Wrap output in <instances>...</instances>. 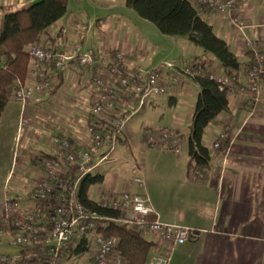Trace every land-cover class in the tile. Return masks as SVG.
Masks as SVG:
<instances>
[{"label": "crops", "instance_id": "crops-1", "mask_svg": "<svg viewBox=\"0 0 264 264\" xmlns=\"http://www.w3.org/2000/svg\"><path fill=\"white\" fill-rule=\"evenodd\" d=\"M190 1L196 5L197 0ZM236 1V7L230 14L218 12L203 4L197 7L201 10L204 20L213 27L219 37L226 40L233 52L243 61L246 60L248 52L245 48L246 38L256 42L264 54V0ZM36 2L37 0H0V28L5 11L28 8ZM74 2L73 5L68 0V12L63 17L65 19L49 28V30L55 28L51 30L55 37L52 39L53 46H56V37H63L62 49L69 48L75 43L77 38L75 34L63 36V29L70 19V16L68 18L66 16L83 13L84 15L79 17L90 21L92 26L91 31L81 40L82 49L93 47L96 51L120 50L130 61L129 64H132L129 67L132 71L137 68L147 70L156 67L153 47L141 35L144 31L137 30L138 22L133 16L131 23L129 11L132 10L126 6V0H74ZM138 24L141 25V22ZM99 35L101 38L98 39ZM182 41L185 54L190 52L191 56L182 67L176 66L181 71L201 53L199 48L187 39ZM96 59H100L99 53ZM69 64L76 66L73 61ZM211 65L222 74L220 65L213 59ZM183 75L192 79L191 76L186 74L181 76ZM75 77L73 69L66 71L62 84L65 85L68 78ZM182 86L183 83L171 89L169 99L171 106L178 105L180 95L194 97V92H187ZM68 89L67 93L73 100V109L66 112L67 115L65 111L54 109L55 94L50 93L37 104V108L47 111L41 112L43 121L39 126L31 117L22 118L21 109L18 115L12 114L6 118L8 120L6 122L4 115L8 105L6 106L0 119V132L13 128L12 145L15 147L10 164L6 162L2 167L0 159V201L4 197L5 186L12 171H14L11 177L12 184L13 182L19 184L17 187L13 186L10 194L18 192L19 186L29 182L34 178V174L39 173L35 170L39 164L36 156L51 153L52 136L64 134L74 142V139L85 131V124L89 120L90 91L75 85ZM12 101L14 100L10 102ZM158 101L151 100L146 105L150 103L157 107ZM229 101L230 112L221 115L208 127L210 144H207L205 136V142L210 147L211 142L221 132L226 133L229 138L228 147L225 152L210 147L212 164L204 173L198 176L188 170L187 144L180 145L178 152L167 148H149L142 167L132 165L125 168L123 178L114 181H109L104 176L101 184L90 188V198L93 200L97 199L99 193L108 190L131 189L133 192L144 193L160 221L205 231L197 239L175 246L170 264H264V76L260 80L258 93L253 98L250 94L246 96L236 94L229 95ZM194 106L195 104L189 105L192 111L190 119L185 123H177L176 130L184 134L179 143L187 140ZM61 112L71 120L70 125L66 126V119L62 117ZM38 121L41 124V120ZM44 126L51 127L52 133ZM147 127L160 128L154 124L146 125L145 128ZM1 140L0 137V147ZM119 142L129 145L128 140L123 141L122 138ZM181 153H184L186 158L179 156ZM147 158L151 159L150 163ZM136 168L144 180L143 188L133 181ZM92 172L93 170L89 173ZM155 244L151 258L159 249L156 241Z\"/></svg>", "mask_w": 264, "mask_h": 264}, {"label": "built area", "instance_id": "built-area-1", "mask_svg": "<svg viewBox=\"0 0 264 264\" xmlns=\"http://www.w3.org/2000/svg\"><path fill=\"white\" fill-rule=\"evenodd\" d=\"M236 0H197L222 13H232ZM91 22L74 15L63 29V36L75 34L76 41L69 48L62 49L63 37L55 39L48 29L39 43L31 44L27 53L31 58L29 76L13 93V100L21 106L22 118L36 119L37 104L42 98L54 93V102L67 100L63 92L72 85L88 89L89 116L99 123L92 125L89 120L85 131L72 143L67 135L52 136L50 158L44 154L36 156L38 165L34 178L20 184L18 192H10L19 183L12 184L11 177L5 186L4 197L0 201V244L20 248L16 256L0 254V264H68L72 255L79 259L89 255L86 264H128L118 252L119 240L106 237L102 229L107 225V217L99 216L84 208L78 198V186L87 173L98 167L115 151L120 134L127 121L148 101H157L163 95H170L171 89L181 86V75L193 77L189 65L178 70L173 63L152 69H130L128 58L120 50L96 51L93 47L82 49L81 40L91 31ZM101 38V36H97ZM53 39V40H52ZM245 48L254 51V59L247 73L240 72L239 78L220 74L208 61L210 77L216 79L221 88H227L229 95L250 92L257 94L260 80L264 76V54L258 44L245 39ZM99 53V58L96 55ZM75 62L71 66L69 62ZM74 70L76 81L62 84V74ZM64 78V77H63ZM66 80V77H65ZM34 114V115H33ZM42 120L41 115H38ZM143 144L147 148H167L178 152L179 139L184 136L174 128H143ZM229 138L221 132L211 142L213 149L220 148V142ZM34 170V171H35ZM81 174L73 182L74 176ZM133 181L140 188L144 180L136 168ZM97 201L101 206L120 211V220L127 228L158 244V250L150 264H170L173 249L188 241L197 239L204 230L160 221L158 214L149 204L144 193L123 191H102ZM87 243L90 251L79 255L76 249ZM93 245V247H92Z\"/></svg>", "mask_w": 264, "mask_h": 264}, {"label": "trees", "instance_id": "trees-1", "mask_svg": "<svg viewBox=\"0 0 264 264\" xmlns=\"http://www.w3.org/2000/svg\"><path fill=\"white\" fill-rule=\"evenodd\" d=\"M126 6L141 18L154 23L163 34L187 39L202 51L194 59L196 64L191 69L194 74L191 78L198 84L199 91L186 136L188 170L199 176L212 164L211 149L205 142L207 129L221 115L230 112L229 91L210 77L208 61L213 58L220 65L223 75L237 79L240 72L247 73L250 69L254 51L248 50L246 60H240L190 0H126ZM67 12L68 0H41L28 8L5 11L0 28V119L13 100L16 88L29 76L31 58L27 53L28 46L39 43L43 34ZM249 94L252 98L255 95L252 92ZM89 122L92 125L99 123L92 116H89ZM227 147V141L220 142L219 150L225 152ZM44 156L50 158L48 154ZM80 175L74 176L71 181ZM103 181V174L88 173L83 176L78 186L80 203L86 210L110 219L102 232L106 237L119 240L118 252L128 264H148L156 247L155 242L129 230L120 221L123 218L120 211L105 208L90 198V188ZM89 251L85 242L76 249L79 255Z\"/></svg>", "mask_w": 264, "mask_h": 264}, {"label": "rangeland", "instance_id": "rangeland-1", "mask_svg": "<svg viewBox=\"0 0 264 264\" xmlns=\"http://www.w3.org/2000/svg\"><path fill=\"white\" fill-rule=\"evenodd\" d=\"M74 0H70V4L73 3ZM37 3V2H36ZM72 5V6H73ZM132 10V9H131ZM131 16V23H132V16L136 22H141V25L137 23L138 28L137 30L144 31L142 32V36L150 42L151 47H153V58L155 59L154 65L156 67L159 66H165L168 63H173L177 67H182L184 63L187 62V60L190 58L191 53L185 54L184 52V45H183V39L181 37H174L170 35L163 34L154 23L145 20L141 18L134 10L129 11ZM70 13V12H69ZM81 15L83 13H80ZM133 14V15H132ZM71 15H74L76 17H79V13H73ZM68 14L66 17L71 16ZM84 15V14H83ZM82 15V16H83ZM95 15V14H94ZM65 19V18H62ZM65 24V23H64ZM67 25V24H66ZM65 25V26H66ZM55 29L54 27L50 30ZM201 51V49H199ZM202 54V51L201 53ZM213 59V58H211ZM214 60V59H213ZM158 65V66H157ZM155 67V66H153ZM181 80H183V88L185 91L193 93L194 97H187L180 95L178 97L179 103L177 106H171L169 104L170 95H163L159 97V104L157 107H153L148 103L147 105L143 106L138 112H136L134 115L130 117V119L127 121L125 127L123 128L120 137L122 140H128L129 145L126 146L122 142H118L115 146V151L109 155L108 160L102 162L98 167L93 169L92 174H103L106 176L107 180L114 181V179H122L123 178V170L125 168H128L132 165H137V167H142L143 159L145 157L146 151L150 150L149 148L145 147L143 144V136L142 131L143 128H145L146 125L154 124L157 127L164 128V127H170L174 129H178L177 123L178 122H186L190 119L192 111L189 109V105L195 104L199 86L197 87V83L194 82L192 79L181 76ZM77 77L73 79H69V81H76ZM68 82V79L66 83ZM70 88V86H69ZM69 89H64L63 92H68ZM59 102L54 104V109H58L61 111H65V115H67L66 112L71 111L73 100H71V96L67 93V100H61V97L57 99ZM167 101V102H166ZM21 106L18 101H12L8 104V109L5 112V119L8 117H11L12 114L18 115V112L20 111ZM38 110L36 114V119H34V123L39 125H42L40 121H38L39 117L38 115H41V112L47 113L46 110H41L36 107ZM60 113V112H58ZM33 114V115H34ZM49 114V113H48ZM62 117L66 119V126L69 124L71 120L66 118L64 113H62ZM20 116L22 117V113H20ZM28 120V119H27ZM29 120L33 121L29 118ZM8 121L7 119L5 120ZM64 123V122H63ZM48 129L49 133L51 132V127L44 126V128ZM54 129V128H53ZM61 130V128H59ZM61 135V134H60ZM208 135H210V128L207 130V144H210V140L208 139ZM215 135V134H213ZM0 137L2 141V145L0 147V159H1V166L3 167L6 162H9L10 164V157L13 156V149L15 145H12V138H13V128L12 130L6 131L3 129L0 132ZM183 146H186L187 140L184 139L181 141ZM15 154L17 156L18 153V146L15 149ZM179 156H182V158H186L184 153H181ZM148 163L151 162V159L147 158ZM1 167V168H2ZM15 193L12 192L11 196H14ZM93 247V245H92ZM20 253V248L16 246H9L8 244H0V254H6L10 256H16ZM89 255L86 254L82 258H78L77 256L72 255V258H70V261L68 264H86L89 260Z\"/></svg>", "mask_w": 264, "mask_h": 264}, {"label": "water", "instance_id": "water-1", "mask_svg": "<svg viewBox=\"0 0 264 264\" xmlns=\"http://www.w3.org/2000/svg\"><path fill=\"white\" fill-rule=\"evenodd\" d=\"M41 0H37V2H40Z\"/></svg>", "mask_w": 264, "mask_h": 264}]
</instances>
